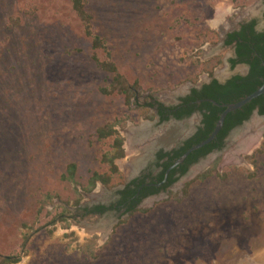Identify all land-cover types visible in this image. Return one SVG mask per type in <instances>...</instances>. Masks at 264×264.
I'll use <instances>...</instances> for the list:
<instances>
[{
    "label": "rangeland",
    "instance_id": "1",
    "mask_svg": "<svg viewBox=\"0 0 264 264\" xmlns=\"http://www.w3.org/2000/svg\"><path fill=\"white\" fill-rule=\"evenodd\" d=\"M87 1L114 65L135 86L130 108L123 96L99 91L112 76L91 59L90 41L70 0H0V259L16 256L17 264H264V117L250 120L261 124V138L249 153L226 161L243 129L209 163L176 184L173 196L150 198L141 212L123 216L83 217L80 211L125 183V163L136 155L126 131L140 120L153 125L145 108L151 96L163 100L165 94L184 93L189 84L206 79L198 64L211 59H220L218 73L227 75L222 60L229 53L219 49L216 26L224 19L223 9L234 12L225 16L231 25L247 10H259L262 0ZM97 56L103 59L102 53ZM115 121L126 143L124 158L114 161L120 176L87 193L83 189L93 172L108 174L101 158L109 144L94 132ZM197 122L194 118L190 125ZM71 163L76 173L67 182L62 176ZM47 194L52 199L39 209Z\"/></svg>",
    "mask_w": 264,
    "mask_h": 264
},
{
    "label": "trees",
    "instance_id": "2",
    "mask_svg": "<svg viewBox=\"0 0 264 264\" xmlns=\"http://www.w3.org/2000/svg\"><path fill=\"white\" fill-rule=\"evenodd\" d=\"M70 3L74 16L82 26L84 36L90 41L91 50L93 51L91 59L101 71L112 76V81L109 83V85L107 87L100 88L99 91L106 96H123L126 106L130 108L131 99L135 97V86L128 85L114 65L111 56L110 44L102 35L98 33V30L94 27L93 18L88 11V1L70 0ZM253 26L254 22L243 26L241 31L230 35L229 39L226 41V45L236 42V52L240 59L239 62L248 64L250 68L247 76L232 78L223 85L216 81H212L209 85L204 86L201 92L192 90V96L183 101L182 104L192 105L187 106V109L182 110V112L179 113L177 117H181L182 115H190L195 110H200L203 113L202 127L198 129V132L191 139L185 142L184 146L179 151L174 153V159L169 163V166L174 160L183 155L189 148L204 141L211 134L219 118V115L223 111L222 108H219L211 103H202L197 106L195 104L197 100L211 99L222 105L232 104L253 93L262 85L264 80V32L261 34H256L253 31ZM97 53H102L103 59L98 58ZM220 63L221 60L215 58L205 63H199L198 67L200 71H206L207 75L211 77L214 68ZM11 69H13V66H11ZM193 81H196V78ZM255 109L258 110L259 115H264V95L252 100L241 109L229 113L224 120L222 129L214 141L191 153L187 157L185 160L186 168L188 165L195 163L199 158L205 157L213 150H221L224 146L223 140L228 135V133L235 127L248 120L249 116ZM7 124L10 126L9 123ZM118 124V121L107 123L94 132V137L98 141H106L109 144V151L105 152L101 158V163L108 165V174L93 172L88 179L87 188L83 189L87 193H90L98 183L108 187L114 178L120 176L118 168L114 163L116 159H121L124 156L123 139L115 130V126ZM17 128L18 126H13V130L11 131L12 134H14V129L16 131ZM12 134H9V137H12ZM262 146L264 148V143ZM260 152V150L255 152L249 156L248 159L253 158ZM213 170L214 168L212 171ZM185 171L186 169H184L183 173H185ZM174 172L175 171H173V173ZM75 173L76 165L71 163L67 166L66 175L62 176V179L67 182H73ZM210 174L211 171H208L206 175L200 176V179H204ZM250 176L251 175H249V177ZM159 178L161 180L163 178V174ZM142 183L143 182L136 184L134 182L135 188L127 186L119 193L120 200L117 202V205L123 206L125 208V212L128 214L141 212L142 210L137 208L141 197L153 195L158 192L153 188L144 189L141 191V195L138 198L133 199L137 193L138 187H140ZM170 195L173 196L171 193ZM51 199L52 197L49 194L44 195L43 199L38 202L40 206L39 209H43L47 203V200ZM111 208H113V206H111ZM116 210L119 209L116 208ZM106 211L107 209L103 206H97L91 210L85 208L82 211L81 216L97 213L103 214ZM24 241H27V238H25ZM19 261L20 259L16 256L0 259L1 264H17Z\"/></svg>",
    "mask_w": 264,
    "mask_h": 264
},
{
    "label": "flooded vegetation",
    "instance_id": "3",
    "mask_svg": "<svg viewBox=\"0 0 264 264\" xmlns=\"http://www.w3.org/2000/svg\"><path fill=\"white\" fill-rule=\"evenodd\" d=\"M251 22H254L253 31L256 34H261L264 32V0L261 1L259 10L255 16L249 18L246 17L238 20L234 24L228 25V28L226 29V31H224L225 36L222 41L221 35H223L224 32L218 29L220 32L219 49H225L229 53L225 57V59L222 60L223 66L228 71L226 76L223 75V73H218V68H220L221 66L219 65L214 68L211 77L206 75L205 80H202L195 84H189L184 93H176L175 95H170L169 98L173 97V99H170L169 101H167L166 98H163V101L161 99L162 96H151L145 108H147L148 111L152 112L153 125L151 127H148L147 123H145L144 120H140L141 123L139 124L130 122L132 123L130 125L131 129L126 131L127 139H129L128 147L130 146V143L133 142L136 151V155L134 157H131V160L129 158L125 163L126 165L124 166L125 173L127 175H131L132 178L128 182H125L119 188H117V190L109 198H103L104 196H102L103 199H95V204L80 206L81 212L85 208L91 210L97 206H103L107 209L105 213L91 214L83 217H102L108 214H115L116 216L127 215L128 213L125 212V208L123 206L117 205V202L120 200L119 193L123 191L127 186L135 188L134 182L136 184L143 182L142 185L138 187L137 193L133 199L138 198L141 195V191H143L144 189L153 188L158 191L156 194L141 197V200L139 201L137 206V208H141L144 201L150 198H158L162 195L171 193L175 185L178 184L182 180V178L186 177L194 167L198 166L201 161L209 159L225 148L228 140L230 139L229 134L231 131L224 138V146L221 150H213L205 157L199 158L195 163L188 165L187 168L185 165V160L187 158L181 164L172 168L174 163L182 155L174 160L169 166V163L174 159V153L176 151H179L184 146L185 142L191 139L198 132V129L202 127L203 113L200 110H195L190 115H182L181 117H177L179 113L182 112V110H186L187 106L192 105L182 104L185 99L192 96V90L201 92L203 87L209 85L212 81H216L219 84L223 85L232 78L245 77L249 73V65L243 62H239L240 59L236 52V42H233L230 45H226V41L229 39L230 35L241 31L243 26ZM204 100L211 99H200L197 100L195 104L199 106L202 103H208ZM255 112L258 113V110L255 109L249 116L248 120H246L245 122H249ZM263 116L264 115H259V117ZM194 118L197 119L198 122L194 126H191L190 121ZM130 139L132 141H130ZM125 145L126 143L123 145V148L125 147ZM126 152L127 151H125V154ZM200 166L202 167L203 165L201 164ZM184 169H186L185 173H183ZM168 170L169 172L165 179V174ZM173 171L175 172L173 173ZM162 174L163 178L160 180L159 177ZM111 206H113V208H111ZM116 208H118L119 210H116Z\"/></svg>",
    "mask_w": 264,
    "mask_h": 264
},
{
    "label": "water",
    "instance_id": "4",
    "mask_svg": "<svg viewBox=\"0 0 264 264\" xmlns=\"http://www.w3.org/2000/svg\"><path fill=\"white\" fill-rule=\"evenodd\" d=\"M224 36H225V32L223 33V35H221V41L224 39ZM261 95H264V80H263V83L262 85L257 89L255 90L253 93L247 95L246 97L242 98L240 101L236 102V103H232V104H218L216 103L215 101L213 100H204L205 102H208V103H211L219 108H222L223 111L222 113L219 115V118L215 124V127L213 129V131L211 132V134L202 142H200L199 144H196L194 146H192L191 148H189L175 163L174 165L172 166V168L178 166L179 164H181L191 153L205 147L206 145L210 144L211 142L214 141V139L216 138V136L218 135V133L220 132V130L222 129L223 127V123H224V120L226 118V116L229 114V113H232L236 110H239L241 109L242 107H244L246 104L250 103L252 100L258 98L259 96ZM253 117H259L258 113L255 112V114L253 115ZM264 117V116H263ZM250 122V121H249ZM247 122H244L242 123L240 126L238 127H235L233 130H231L230 132V137L234 136L235 133L239 132L240 130H243L247 127L248 123ZM217 155V154H216ZM212 157H210L209 159L207 160H204V161H201L199 163V165H205L207 162H209L211 160ZM198 165V166H199ZM197 167V166H196ZM195 168V167H194ZM193 168V169H194ZM171 169V168H170ZM169 169V170H170ZM192 169V170H193ZM169 170L166 172L165 174V179L168 175V172ZM191 170V171H192ZM192 176V172H190L186 177L182 178V180H186L188 177ZM132 178L131 175H127L126 177V180L125 182H128L130 179ZM96 201L92 202V203H89L88 205H92V204H95Z\"/></svg>",
    "mask_w": 264,
    "mask_h": 264
},
{
    "label": "bare ground",
    "instance_id": "5",
    "mask_svg": "<svg viewBox=\"0 0 264 264\" xmlns=\"http://www.w3.org/2000/svg\"><path fill=\"white\" fill-rule=\"evenodd\" d=\"M257 12H258V9H256V7H253L251 9L247 10L245 13L240 14V19L246 18V17L249 18V17L255 16L257 14ZM233 13L234 12L230 8L223 9V12H221V16H224V19H219L218 18L219 19V22L217 23L216 26H217V28H219L220 30H222V32L223 31H226V26L228 25L226 23L225 16L226 17H227V15L230 16ZM167 95L168 94L163 95V98H166V100L169 101L171 98H169ZM260 128H261V124L257 120H252L247 125V127L245 128V130L243 131V135H241L243 137L240 138L239 143L229 152L230 154L227 156L226 161H229L231 158L235 157L237 155V153H240V154H242V153L245 154L247 152L249 153L253 149V147L257 145L259 139L261 138L260 137L261 136L260 135V133H261V129ZM130 146H131V143H130ZM100 196H98L97 199L102 198ZM103 225H102V227H103Z\"/></svg>",
    "mask_w": 264,
    "mask_h": 264
}]
</instances>
